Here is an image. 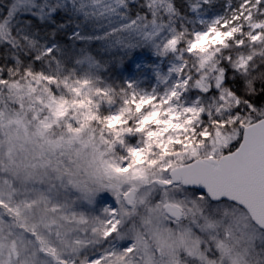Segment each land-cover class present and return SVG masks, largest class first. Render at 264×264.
<instances>
[{
    "label": "snow or ice",
    "instance_id": "6c2138e0",
    "mask_svg": "<svg viewBox=\"0 0 264 264\" xmlns=\"http://www.w3.org/2000/svg\"><path fill=\"white\" fill-rule=\"evenodd\" d=\"M0 264H264V0H0Z\"/></svg>",
    "mask_w": 264,
    "mask_h": 264
}]
</instances>
